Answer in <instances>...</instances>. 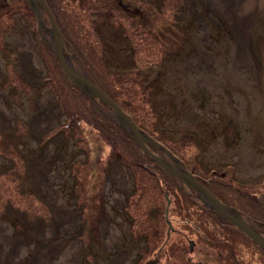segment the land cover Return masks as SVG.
Wrapping results in <instances>:
<instances>
[{
	"label": "rangeland",
	"instance_id": "374dc122",
	"mask_svg": "<svg viewBox=\"0 0 264 264\" xmlns=\"http://www.w3.org/2000/svg\"><path fill=\"white\" fill-rule=\"evenodd\" d=\"M44 1L73 67L224 205L264 227V11L242 38L206 0ZM51 46L28 0H0V228L10 231L0 264H153L169 237L192 239L193 253L264 264V250L195 209L66 79Z\"/></svg>",
	"mask_w": 264,
	"mask_h": 264
},
{
	"label": "water",
	"instance_id": "95a60500",
	"mask_svg": "<svg viewBox=\"0 0 264 264\" xmlns=\"http://www.w3.org/2000/svg\"><path fill=\"white\" fill-rule=\"evenodd\" d=\"M32 12L37 22L38 30L43 27L42 11H45L49 18V27L47 31L51 39V51L53 56L58 62L60 69L69 82L77 87L81 93L87 96L90 100L96 99L106 107H108L114 114L117 124L123 128V130L136 141L139 149L147 156H149L156 165H158L165 173L171 177H175L181 183L188 188L194 190L203 199L204 203L208 207L217 213L221 218L227 220L232 226L238 228L253 243L264 250V239L249 226L241 215L229 206L221 203L215 198L208 190H206L193 175L187 170L182 168L177 161L173 160V157L167 151V149L153 140L150 136L145 134L141 129L133 122V120L127 115L111 98L103 93L100 88L93 84L89 78L79 71H77L71 64L64 46V38L61 30L55 22L49 8L45 4L44 0H28ZM148 146H152L162 150L167 158L171 161V165L160 159L157 155L153 154Z\"/></svg>",
	"mask_w": 264,
	"mask_h": 264
},
{
	"label": "flooded vegetation",
	"instance_id": "af4514ba",
	"mask_svg": "<svg viewBox=\"0 0 264 264\" xmlns=\"http://www.w3.org/2000/svg\"><path fill=\"white\" fill-rule=\"evenodd\" d=\"M47 5V3H46ZM47 7L49 8L55 22L57 23L55 17H54V13L53 11H51L50 7L47 5ZM58 25V23H57ZM49 27V18H48V15L46 14V12L44 11V15H43V30L47 31V28ZM59 27V25H58ZM80 71V70H79ZM82 72V70L80 71V73ZM88 77V76H87ZM89 78V77H88ZM90 80V78H89ZM91 81V80H90ZM93 83V81H91ZM81 93V91H80ZM83 94V93H82ZM84 95V94H83ZM108 96V95H107ZM109 97V96H108ZM110 98V97H109ZM96 100V99H95ZM113 100V99H112ZM114 101V100H113ZM96 102L99 104V106H101L102 108H107L108 110L105 111L107 112L108 114H112L113 115V119L110 120V121H115V116L113 114V112L108 108L106 107L104 104H102L101 102H99L98 100H96ZM115 102V101H114ZM93 103V102H91ZM116 103V102H115ZM117 104V103H116ZM118 105V104H117ZM119 106V105H118ZM120 107V106H119ZM121 108V107H120ZM122 109V108H121ZM110 110V111H109ZM123 110V109H122ZM124 111V110H123ZM100 112L102 113L103 111H101L100 109ZM125 112V111H124ZM106 117V116H105ZM110 118V117H109ZM112 118V117H111ZM134 122V121H133ZM135 123V122H134ZM117 124V122H116ZM136 124V123H135ZM118 125V124H117ZM118 127H120L118 125ZM139 127V126H138ZM121 128V127H120ZM140 128V127H139ZM141 129V128H140ZM124 131V130H123ZM131 138V137H130ZM152 138V137H151ZM132 139V138H131ZM133 140V139H132ZM155 140V139H153ZM134 141V140H133ZM156 141V140H155ZM136 142V141H135ZM158 142V141H156ZM159 143V142H158ZM137 144V143H136ZM160 144V143H159ZM138 146V145H137ZM139 148V147H138ZM148 148L151 150V152L155 155H157L160 159L164 160L166 163H168L169 165H171V161L167 158V156L165 155V153L158 149V148H155V147H152V146H148ZM140 150V149H139ZM141 151V150H140ZM142 152V151H141ZM143 153V152H142ZM144 154V153H143ZM145 155V154H144ZM147 158H150L149 156L145 155ZM173 157V156H172ZM150 160H152L150 158ZM173 160L176 161V159L173 157ZM153 161V160H152ZM154 163V161H153ZM178 163V162H177ZM155 164V163H154ZM156 165V164H155ZM182 168H184L181 164H179ZM157 167H159L158 165H156ZM160 168V167H159ZM161 169V168H160ZM185 169V168H184ZM162 170V169H161ZM187 170V169H185ZM163 171V170H162ZM188 171V170H187ZM191 173V172H190ZM167 174V173H166ZM168 175V174H167ZM170 176V175H168ZM171 177V176H170ZM171 178H174L176 183L180 186V189L183 193H188L187 195V199L188 200H191L192 202H195L196 204H198V206H196L195 204V209H200L201 211L200 212H203L204 211H208L209 213H211L213 216H215L216 218L218 219H221V220H224L223 218H221L217 213H215L214 211H212L208 205H206L204 203V201L202 200L203 198L197 194L194 190L188 188L187 186H185L183 183H181L179 180H177L175 177H171ZM200 183V182H199ZM203 187L207 188L203 183H200ZM208 190V188H207ZM186 191V192H185ZM209 191V190H208ZM168 194V193H167ZM165 194V198H168L169 195ZM211 194L213 195V193L211 192ZM215 198H217V200H221L219 199L218 197H216L215 195H213ZM221 202V201H220ZM222 203V202H221ZM230 208L232 209H235L240 215L241 217L245 220V222L251 226L253 229L256 230V232L264 239V227L262 226V223L259 221L260 219L256 218L255 215L253 214H248V216H246L244 214V212H241L240 209L238 207H233L231 205H228ZM200 207V208H199ZM251 209V208H250ZM167 210V209H166ZM168 212V211H167ZM248 213V212H247ZM225 221V220H224ZM186 222V221H185ZM187 225H189L187 223ZM231 225V224H230ZM232 226V225H231ZM233 231L237 234L236 236L237 237H241L244 241H245V244L251 248L252 246H254V248H258L260 249L255 243H253V241L248 238L245 234H243L242 231H240L238 228L234 227L233 226ZM199 240V242L203 243L204 240L202 238H197ZM142 241H145V240H142ZM172 241V240H171ZM195 241H193L192 239H190V244L188 246L186 245H181V244H176V243H170V237L167 239V242L164 243L163 245H170V247L168 249H165L164 247H161L160 251L155 253L153 256H152V261H153V264H165L167 261H171V263H168V264H239V262L235 259L231 260L229 259V256H228V259L226 258L227 255H231V253H227L226 256H223L222 253H221V249L218 250L216 249L215 253L217 254V257L219 259H215L214 257H211V255L208 253V254H205V255H202L201 251L198 250V252H194V244H196V242L194 243ZM194 243V244H193ZM212 245H208L210 246L211 248H215L213 243H211ZM205 245V244H204ZM180 250V252L184 253V252H187V257H186V260L184 262H181L179 263V261L181 260H177V261H174V259H177L179 257V253H177V248ZM187 247V248H186ZM222 247V246H220ZM175 249H176V252H175ZM187 249V250H185ZM183 250V251H182ZM261 250V249H260ZM229 251V250H228ZM263 251V250H262ZM264 252V251H263ZM142 253H143V250H142ZM140 254V252H139ZM141 255V254H140ZM143 256V255H142ZM141 259V256H139V260ZM223 259L226 260V262L223 261ZM138 260V261H139Z\"/></svg>",
	"mask_w": 264,
	"mask_h": 264
},
{
	"label": "bare ground",
	"instance_id": "6f19581e",
	"mask_svg": "<svg viewBox=\"0 0 264 264\" xmlns=\"http://www.w3.org/2000/svg\"><path fill=\"white\" fill-rule=\"evenodd\" d=\"M206 2H208L210 4L218 3L217 4V10L226 11L229 14L230 18L236 20L238 25L240 26V28L243 29L242 38H243V34L246 32L245 28L247 27V25H246L247 24V22H246L247 19L249 17H254L257 12L264 11V0H206ZM241 24H243V26ZM26 40H27L26 41L27 45H30L29 47H31L30 51H33V45L31 43V41L29 40V38L26 39ZM32 54H33V52H32ZM33 61H34L35 65H36L37 64L36 57L33 59ZM81 74L87 76V74L85 72H81ZM0 111L4 112V110L2 109L1 105H0ZM7 112L8 111L5 110V114ZM10 112L14 113L13 110L9 111V113L6 114L7 115L6 118H8V119L12 118V116L10 115ZM47 116H51V118H54L56 116V112L51 110L50 114H47ZM42 122H45L46 124L48 123L47 120H42ZM44 125L45 124H43V126ZM166 217H167V214H166ZM0 227L2 228V227H5V226L0 224ZM1 228H0V236L2 235V236L7 238V236H8L10 231L9 230H5L4 232H2ZM2 242L3 241H0V244ZM1 252H2V249L0 248V254H1Z\"/></svg>",
	"mask_w": 264,
	"mask_h": 264
},
{
	"label": "trees",
	"instance_id": "16d2710c",
	"mask_svg": "<svg viewBox=\"0 0 264 264\" xmlns=\"http://www.w3.org/2000/svg\"><path fill=\"white\" fill-rule=\"evenodd\" d=\"M115 68H116V66H115ZM115 70H116V69H115ZM113 71H114V69H113ZM152 82H153V84H151L150 87H152L154 90H155V89H158V88H160V87H162V85H163V84H161L162 82H160V81H159L160 83H158V82L155 83V80H154V79H153ZM153 89H152V90H153ZM206 102H207L206 98L202 97V98L199 100V103H198V104L201 105L200 107H202V106H205V105H206ZM205 107H206V106H205ZM169 124H170V123H169ZM136 125H137V124H136ZM137 126H138V125H137ZM24 189H25V188H24ZM25 190H26V189H25Z\"/></svg>",
	"mask_w": 264,
	"mask_h": 264
}]
</instances>
